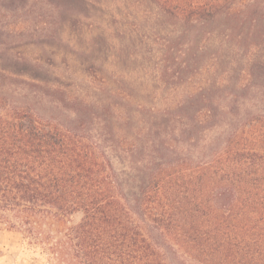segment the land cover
Returning <instances> with one entry per match:
<instances>
[{"label": "trees", "instance_id": "16d2710c", "mask_svg": "<svg viewBox=\"0 0 264 264\" xmlns=\"http://www.w3.org/2000/svg\"><path fill=\"white\" fill-rule=\"evenodd\" d=\"M151 1L175 84L214 38L231 77L132 113L0 68V226L42 264H264V0Z\"/></svg>", "mask_w": 264, "mask_h": 264}, {"label": "rangeland", "instance_id": "374dc122", "mask_svg": "<svg viewBox=\"0 0 264 264\" xmlns=\"http://www.w3.org/2000/svg\"><path fill=\"white\" fill-rule=\"evenodd\" d=\"M158 13L151 0H0V68L24 71L73 96L132 113L141 106L145 112L173 108L204 83L231 77L236 66L230 51L214 38L199 57L203 69L175 84L165 72L162 45L175 34L170 23L175 18ZM214 59L216 72L208 75L205 66ZM0 264L42 262L20 233L0 226Z\"/></svg>", "mask_w": 264, "mask_h": 264}]
</instances>
